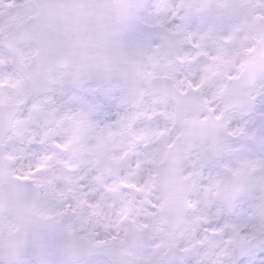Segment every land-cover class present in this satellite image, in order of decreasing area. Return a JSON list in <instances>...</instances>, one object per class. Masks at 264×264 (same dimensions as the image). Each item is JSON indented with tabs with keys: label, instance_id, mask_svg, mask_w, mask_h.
I'll return each instance as SVG.
<instances>
[{
	"label": "snow or ice",
	"instance_id": "obj_1",
	"mask_svg": "<svg viewBox=\"0 0 264 264\" xmlns=\"http://www.w3.org/2000/svg\"><path fill=\"white\" fill-rule=\"evenodd\" d=\"M0 264H264V0H0Z\"/></svg>",
	"mask_w": 264,
	"mask_h": 264
}]
</instances>
